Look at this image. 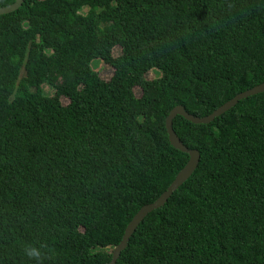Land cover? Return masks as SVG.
<instances>
[{
    "label": "trees",
    "instance_id": "trees-1",
    "mask_svg": "<svg viewBox=\"0 0 264 264\" xmlns=\"http://www.w3.org/2000/svg\"><path fill=\"white\" fill-rule=\"evenodd\" d=\"M263 84L264 0H24L0 16V264H110L190 160L170 113L206 118ZM173 128L200 164L116 264H264V93Z\"/></svg>",
    "mask_w": 264,
    "mask_h": 264
},
{
    "label": "water",
    "instance_id": "water-1",
    "mask_svg": "<svg viewBox=\"0 0 264 264\" xmlns=\"http://www.w3.org/2000/svg\"><path fill=\"white\" fill-rule=\"evenodd\" d=\"M24 4V0H16L15 4L0 9V16L7 15L14 13L18 11ZM264 93V84L260 85L246 93H243L241 95H238L235 99L221 107L219 110H217L213 115L206 117V118H196L191 115H189L183 107H177L175 108L169 115V117L166 120V128L169 135V140L172 144V146L190 156V160L187 164V166L183 169V171L178 175L176 180L173 182V184L168 188V190L162 195L161 198H159L155 203L148 205L144 207L133 219V221L129 224L125 236L123 238L122 243L117 247L113 252V259L110 264H116L118 259L121 256V253L126 250L128 247V244L130 242V239L135 234L137 229L140 227L142 222L148 217L149 214H151L154 211L159 210L160 208H163L169 199L173 196V194L178 191V189L190 179V177L194 174V172L197 170L199 164H200V154L197 151H190L187 149L181 140L176 135L174 128H173V122L174 120L180 116L185 118L187 121L194 123V124H211L215 121L216 118L224 115L226 112L234 108L238 103L242 100L248 99L250 97L256 96L258 94Z\"/></svg>",
    "mask_w": 264,
    "mask_h": 264
},
{
    "label": "rangeland",
    "instance_id": "rangeland-1",
    "mask_svg": "<svg viewBox=\"0 0 264 264\" xmlns=\"http://www.w3.org/2000/svg\"><path fill=\"white\" fill-rule=\"evenodd\" d=\"M86 13V11H84ZM114 56L115 57H118L120 56L121 54V49L120 48H116L113 52ZM93 68L94 70L99 73L100 77L106 81H110L111 78L113 77V74H114V70L105 65L104 63H102L101 61H97L93 64ZM147 78L149 80H154V79H157L159 78V74L156 72V71H151L148 75H147ZM44 93L46 96H49V97H52L54 96V90L51 89L50 87L48 86H44ZM135 95L140 98L141 95H142V91L138 88L135 89ZM63 105H68L69 104V101L66 100V99H63ZM111 251H114V250H110Z\"/></svg>",
    "mask_w": 264,
    "mask_h": 264
}]
</instances>
